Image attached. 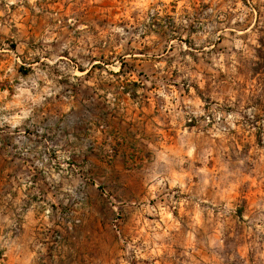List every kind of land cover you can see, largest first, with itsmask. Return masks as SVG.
I'll use <instances>...</instances> for the list:
<instances>
[{"label": "rangeland", "instance_id": "374dc122", "mask_svg": "<svg viewBox=\"0 0 264 264\" xmlns=\"http://www.w3.org/2000/svg\"><path fill=\"white\" fill-rule=\"evenodd\" d=\"M0 264H264V0H0Z\"/></svg>", "mask_w": 264, "mask_h": 264}]
</instances>
